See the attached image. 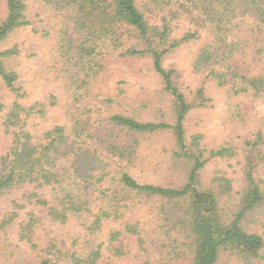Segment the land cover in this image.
I'll return each instance as SVG.
<instances>
[{
  "label": "trees",
  "instance_id": "1",
  "mask_svg": "<svg viewBox=\"0 0 264 264\" xmlns=\"http://www.w3.org/2000/svg\"><path fill=\"white\" fill-rule=\"evenodd\" d=\"M3 3L0 199L12 215L0 229L33 257L0 264H264V0ZM27 26L46 55L22 75L17 33ZM182 48L186 76L165 63ZM122 69L153 75L155 90L126 97L109 79ZM215 96L231 118L254 111L236 190L202 177L231 149L187 135L188 118ZM157 135L167 175L141 182ZM21 202L27 219L12 226ZM40 221L68 245L47 247Z\"/></svg>",
  "mask_w": 264,
  "mask_h": 264
},
{
  "label": "rangeland",
  "instance_id": "2",
  "mask_svg": "<svg viewBox=\"0 0 264 264\" xmlns=\"http://www.w3.org/2000/svg\"><path fill=\"white\" fill-rule=\"evenodd\" d=\"M3 0H0V16L3 13ZM36 23L33 22L32 25ZM175 31H178V21L174 22ZM31 26H27V29L18 32V43L23 51L24 62L22 75L28 74L30 71L35 69V65L45 57L46 55V45L44 43H37V40L30 39L29 35ZM190 48V47H189ZM189 48H182L178 50H172L165 63L176 67L183 75L188 74V58H189ZM136 69V68H135ZM114 72L109 79L110 83H119L126 90V97L132 96L134 93H146L155 90V79L152 78L153 75H148L144 72L141 75L138 72L130 74L128 72ZM119 81V82H118ZM206 105V104H205ZM200 109V111H195L191 117L187 120V135L191 136L197 133L200 136L199 142L202 146L207 149L217 148V147H227L230 148V156H224L222 158H216L209 162L203 173V181L206 183H211L213 180L217 182L229 181L231 187L234 186L235 190L238 184L241 182V174L243 170V159L245 155V148L243 146V141L245 137L250 136V131L254 129V111L247 112L244 114L243 118H231L227 113V108L218 96H215V100L212 102V106L209 104ZM105 105H102V109L105 110ZM257 110L260 111L261 107L258 105ZM256 121V120H255ZM146 148H148V153L151 156L150 165H146L144 169L139 172L136 176L141 182H157L161 179H165L167 175V170L165 168H159L158 162L161 161L166 155V150H168L167 138L165 135L153 136L146 142ZM221 180V181H220ZM227 185V184H224ZM21 202L20 204H22ZM9 198L4 197L0 199V220L6 217L9 213V217L12 215L10 211L12 210L8 206ZM225 205L224 207H226ZM24 204L19 207L17 216L12 218L11 225L17 226L21 222L26 221L27 218L23 216ZM8 216V215H7ZM34 229L36 237H40L45 244L55 243V246L68 245L67 241L62 237V229L54 224H49L45 221H40ZM54 247L52 251L54 250ZM30 259L33 255L27 250L26 245L23 242L17 240V235L13 229H0V260L1 261H14L17 260L22 262L23 259ZM121 264H131L127 262H122Z\"/></svg>",
  "mask_w": 264,
  "mask_h": 264
}]
</instances>
